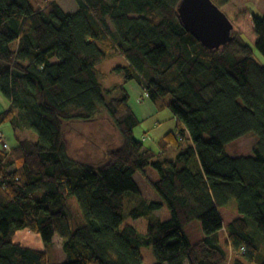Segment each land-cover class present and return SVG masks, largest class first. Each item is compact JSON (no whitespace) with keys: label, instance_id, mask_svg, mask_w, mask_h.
Returning a JSON list of instances; mask_svg holds the SVG:
<instances>
[{"label":"trees","instance_id":"obj_1","mask_svg":"<svg viewBox=\"0 0 264 264\" xmlns=\"http://www.w3.org/2000/svg\"><path fill=\"white\" fill-rule=\"evenodd\" d=\"M77 1L69 12L58 0H0V93L11 101L0 122L38 134L0 146V264H145L143 246L155 264H264V16L226 12L233 40L210 49L181 22V0ZM112 50L128 61L115 69L178 119L159 152L136 137L125 85L108 86L99 68ZM251 132L253 154L227 151ZM149 165L162 201L132 211L149 219L141 233L123 226L125 195L142 193L136 175ZM165 205L166 220L154 215ZM195 219L204 237L192 242ZM21 230L44 248L16 241Z\"/></svg>","mask_w":264,"mask_h":264},{"label":"rangeland","instance_id":"obj_2","mask_svg":"<svg viewBox=\"0 0 264 264\" xmlns=\"http://www.w3.org/2000/svg\"><path fill=\"white\" fill-rule=\"evenodd\" d=\"M33 4L38 5L39 3L44 4V0H31ZM58 2L65 8L66 11L74 12L78 10L79 3L77 0H58ZM223 9V8H222ZM228 10V9H225ZM223 9V11H225ZM229 10H233L237 14L242 13H255L257 15L264 16V0H244L241 2H231ZM226 12V11H225ZM247 39L250 44L255 45L254 41L247 36ZM256 58L264 64V56L255 50ZM126 59V58H125ZM125 59L115 52L107 53L105 60L99 65V68L107 75V85L113 86L114 84H124L126 83L127 91L129 92L130 98L129 102L135 106V108L143 117L142 122L135 129V135L138 139L143 140L145 147L152 148L156 151L160 150V139L170 130L176 129V120L173 118L170 108L165 107L164 109H158V111L149 114L148 112L143 113L140 111L138 99L139 94L136 92V84L130 83L132 81H137V79H125L124 71H117L115 68L119 65L123 66L124 64L128 65V62ZM58 60V59H57ZM55 61V58H54ZM125 65V66H126ZM128 82V83H127ZM139 83V82H138ZM139 86V85H138ZM170 100V97L168 98ZM11 101L3 93H0V113L10 108ZM0 130L4 134V139L9 144L10 148L17 145L20 140L24 138H31L33 140H38V134L33 130H22L15 129L9 121L0 122ZM258 139V135L255 132H251L248 135L238 139L234 142L227 144L226 149L231 155H249L253 154V146L255 141ZM1 145V143H0ZM137 181L142 189L141 194H136L134 192H127L125 195V214H124V223L131 224L135 226L141 233H146L149 219L146 215H141L139 218H134L131 213L135 208L142 207L141 204L144 201H162L161 196L157 191L152 187L151 182L156 181L160 178L159 172L152 166L149 165L144 172H139L136 175ZM74 208L76 209V204L74 203ZM237 208V202L231 201L227 209L234 212ZM141 209V208H140ZM155 216H158L164 220L171 217V212L168 206H164L162 209L154 212ZM185 230L190 236L192 242H197L204 237L203 228L199 220H193L186 225ZM221 239L224 242L227 239V232L225 229L220 232ZM17 236L18 242L23 244L44 248L42 239L39 240L40 236L34 234L30 230L22 232L20 234V239ZM41 241V242H40ZM262 253H264V243L261 245ZM141 251L145 260V264H155L156 259L152 253V248L150 246L141 247ZM53 252L60 262L64 258V251L62 246V239L55 235ZM233 254V255H232ZM237 254L229 250V261L234 259ZM187 264H189L187 262Z\"/></svg>","mask_w":264,"mask_h":264},{"label":"water","instance_id":"obj_3","mask_svg":"<svg viewBox=\"0 0 264 264\" xmlns=\"http://www.w3.org/2000/svg\"><path fill=\"white\" fill-rule=\"evenodd\" d=\"M181 22L210 49H220L233 40L234 22L213 0H181Z\"/></svg>","mask_w":264,"mask_h":264},{"label":"crops","instance_id":"obj_4","mask_svg":"<svg viewBox=\"0 0 264 264\" xmlns=\"http://www.w3.org/2000/svg\"><path fill=\"white\" fill-rule=\"evenodd\" d=\"M234 1H236V2H241V3H243V1L244 0H231L228 4H226L224 7H223V9L225 10V9H228V10H225L226 12H232V13H234L235 15H237V13H235L233 10H229V6H230V3L231 2H234ZM110 52H115L116 54H119L120 56H121V58L123 57L124 59H125V57L123 56V55H121L119 52H117V51H114V50H112V51H110ZM109 52V53H110ZM125 61H126V59H125ZM126 62H128V61H126ZM124 65H126V64H124ZM128 83V82H127ZM130 83H134V84H136L137 85V87L135 88V90H136V92L139 94V96H138V100L140 101V102H143L144 101V103H139L138 101H137V103L139 104V108H140V111L141 112H143V113H146V112H150L149 114H151V113H154V112H156V111H158V106L149 98V96L146 94V91H145V89H144V87L140 84V83H138L137 81H132V82H130ZM115 85V84H114ZM113 85V86H114ZM124 85H125V87L127 88V86H126V83H124ZM139 85V86H138ZM128 89V88H127ZM130 105L132 106V108L134 109V111L136 112V114L138 115V117L141 119V120H143V117L144 116H142L141 117V114L139 113V111L135 108V106H133V104L132 103H130ZM158 108V109H157ZM168 108V107H167ZM172 112V111H171ZM172 115H173V118L176 120V125L178 124V119H177V117H175L174 116V114H173V112H172ZM161 150V149H160ZM160 150H158V152L160 151ZM156 151V150H155ZM22 232H26V230H21V231H19L17 234H16V236H15V240L16 241H19V240H17L16 238H17V236H19L18 238L20 239V234L22 233ZM34 234H36L35 232H33ZM37 235V234H36ZM40 238V237H39ZM39 240H41V238L39 239ZM41 242V241H40ZM43 246H44V244H43ZM65 260V255H64V258L63 259H61V261L60 262H63Z\"/></svg>","mask_w":264,"mask_h":264},{"label":"built area","instance_id":"obj_5","mask_svg":"<svg viewBox=\"0 0 264 264\" xmlns=\"http://www.w3.org/2000/svg\"><path fill=\"white\" fill-rule=\"evenodd\" d=\"M146 94H147V92H146ZM0 143H1L0 146L2 147V149L9 150L10 146L6 142V140L4 139V134H3V132L1 130H0ZM231 251H232V248H231Z\"/></svg>","mask_w":264,"mask_h":264}]
</instances>
